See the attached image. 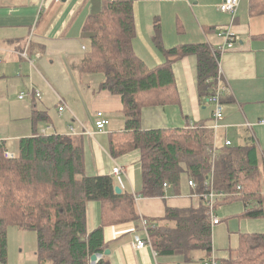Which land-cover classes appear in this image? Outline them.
<instances>
[{
	"label": "crops",
	"instance_id": "1",
	"mask_svg": "<svg viewBox=\"0 0 264 264\" xmlns=\"http://www.w3.org/2000/svg\"><path fill=\"white\" fill-rule=\"evenodd\" d=\"M105 1L0 0V141L7 151L17 154L22 137L35 133L69 134L68 126L73 125L79 131L77 120H81L90 134L77 132L72 137L82 150L83 173L110 175L121 192L132 195L141 219L103 226L101 202L87 201L86 228L90 232L103 226L106 249H109L104 255L106 263L173 264L179 257L158 254L152 244L137 248L134 236L145 237L142 219L174 226L175 222L165 217L168 208H198L203 198L196 187L189 186L185 172L177 184L166 182L168 186L163 188V194L144 196L138 150L111 152V148L116 150L131 140L129 131L125 130L121 97L100 89L104 80L102 73L79 71L89 41L84 25ZM130 1L135 24L133 51L149 70L167 62L162 47L205 43L216 54L215 84L226 88L221 95L222 117L216 120L217 128L211 129L215 122L214 107L207 100L209 95L199 96L196 56L184 55L171 61L173 83L143 94L152 101L140 108L142 129L174 130L202 122L212 131L216 148L225 146L226 140L230 145H244L251 140L262 167L264 0H239L234 16L219 9L222 0ZM228 32L231 46L226 47ZM155 36H159L161 48ZM35 91L40 98L34 97ZM21 93L23 96L19 97ZM59 97L67 106L61 112L58 111ZM35 110L43 112L49 121H34ZM97 111H102L108 120L102 131L94 126ZM55 115L63 117L61 129L54 124ZM48 122L51 125L48 126ZM115 167L120 168L118 173L113 172ZM233 201L235 204L230 203ZM224 203L232 205L227 230L237 234V243L229 247L227 255L220 260L228 257L230 249L238 247L241 234L264 233V215L243 216L244 203L238 199ZM146 232L149 236L148 227ZM196 251L193 252L195 264H202L201 259L207 252L197 257ZM211 252L216 254L214 248Z\"/></svg>",
	"mask_w": 264,
	"mask_h": 264
},
{
	"label": "trees",
	"instance_id": "2",
	"mask_svg": "<svg viewBox=\"0 0 264 264\" xmlns=\"http://www.w3.org/2000/svg\"><path fill=\"white\" fill-rule=\"evenodd\" d=\"M84 27L89 41L79 71L102 73L100 89L121 97L125 130L131 140L111 152L138 150L141 194L161 195L164 182L177 184L185 172L199 193L210 179L215 188L228 193L216 205L238 199L244 203L243 216L264 215V165L259 166L251 140L216 148L212 131L202 122L174 130H145L140 124V108L152 101L143 94L173 83L169 63L184 55L196 56L199 96H210L217 86L214 51L205 43L164 49L155 36L167 62L149 70L133 51L135 24L130 0H106ZM34 113V121L47 120L43 112ZM5 151L0 141V264H6L7 225L37 232L38 264H90L93 254H100L95 264H107L103 226L141 220L132 195L115 192L110 175L83 173L82 150L71 134L35 133L19 140L14 157H5ZM89 200L100 201L103 211V226L90 232L86 228ZM165 217L175 225H157L146 219L150 242L158 254L179 257L173 264H195L196 250L207 252L202 261L211 254L213 225L205 200L198 208H168ZM239 241L218 264H264V233L241 234Z\"/></svg>",
	"mask_w": 264,
	"mask_h": 264
},
{
	"label": "rangeland",
	"instance_id": "3",
	"mask_svg": "<svg viewBox=\"0 0 264 264\" xmlns=\"http://www.w3.org/2000/svg\"><path fill=\"white\" fill-rule=\"evenodd\" d=\"M55 125L57 129H61V120L63 117L54 116ZM54 118L53 122H54ZM49 121V120H46ZM81 121V120H79ZM43 122V120H41ZM48 126L51 122H48ZM46 125V123H41ZM60 132V130H58ZM9 143V142H8ZM10 145V144H9ZM13 147H16L14 142ZM11 149V145L8 146ZM234 202V203H233ZM230 202L235 204L236 201ZM229 203L217 204L214 208L216 215L222 219L219 224L214 225L212 229L213 248L216 250L214 256L217 260L225 257L229 247H234L237 241V234L232 232L231 229L227 230L230 222H227L231 217L232 205ZM223 218L225 220H223ZM6 239H7V255L6 264H38L36 250L38 245L37 232L33 229H21L14 225L6 226ZM212 248V249H213ZM195 256H205V251L197 250Z\"/></svg>",
	"mask_w": 264,
	"mask_h": 264
},
{
	"label": "built area",
	"instance_id": "4",
	"mask_svg": "<svg viewBox=\"0 0 264 264\" xmlns=\"http://www.w3.org/2000/svg\"><path fill=\"white\" fill-rule=\"evenodd\" d=\"M239 0H223L220 5L219 8L221 11L223 12H228V13H234L237 7ZM229 32L226 33L227 39H228V46H231V38L229 36ZM225 86L222 84H217V86L214 88L212 94L209 96V101L213 104V115H214V125L213 127L215 128L217 126L216 124V120L222 117V103H221V95L222 93L225 91ZM23 94H20L19 97H22ZM34 97L36 98H40V94L38 91L34 92ZM59 102H58V111L61 112L62 110H64L67 106L63 100V98L59 97ZM95 117L96 119L94 120V125L97 128V130H103V128L105 127V125L107 124V120L103 117V113L102 111H97L95 113ZM264 122V121H263ZM77 125L79 127V131L73 126V125H69L68 126V131L69 134L73 135L76 134L77 132H81L83 134H90V131L88 130V128L79 120H77ZM226 144H229V141H226ZM15 154L10 153L9 151H5L4 152V156L7 158H12L14 157ZM120 170L119 167H115L113 169L114 173H118V171ZM188 184L189 186H191L192 188L195 187V183L192 180H188ZM168 186V183L164 182L163 183V188H166ZM200 197L203 198V200H205L207 202V205L209 206V215L211 218V224L215 225L218 224L220 222L219 217L216 215V213L214 212V208L217 202H219L220 200H222L224 197H226L228 195V193L221 189V188H215L212 183H211V179L205 182V188L204 190L198 194ZM142 225L144 227V232H145V237L141 238L138 235L134 236V242H135V246L137 248H143L144 246H151V242L149 239V236L146 232L147 229V223L145 219H142ZM202 264H218V260L216 259V257L214 256L213 252H211V254L206 257L203 261Z\"/></svg>",
	"mask_w": 264,
	"mask_h": 264
},
{
	"label": "water",
	"instance_id": "5",
	"mask_svg": "<svg viewBox=\"0 0 264 264\" xmlns=\"http://www.w3.org/2000/svg\"><path fill=\"white\" fill-rule=\"evenodd\" d=\"M114 190H115V192H117V193H120L121 192V189L118 187V186H115L114 187ZM109 253V249H106L105 251H104V254H108ZM100 257V254H93L92 256H91V258H90V263L91 264H95L96 263V261H97V259Z\"/></svg>",
	"mask_w": 264,
	"mask_h": 264
},
{
	"label": "bare ground",
	"instance_id": "6",
	"mask_svg": "<svg viewBox=\"0 0 264 264\" xmlns=\"http://www.w3.org/2000/svg\"><path fill=\"white\" fill-rule=\"evenodd\" d=\"M223 1V0H222ZM221 1V2H222ZM238 3H239V1H238ZM220 5V4H219ZM238 5V4H237ZM237 8V7H236ZM220 9V8H219ZM236 11V10H235ZM223 12V11H222ZM226 13H228V12H226ZM235 13V12H234ZM234 13L232 14V13H230V14H232L233 16H234ZM227 41H228V39H227ZM229 42V41H228ZM227 47V46H226ZM21 94H23V93H21ZM208 101H209V98H208ZM210 102V101H209ZM211 103V102H210ZM212 104V103H211ZM103 113V112H102ZM223 113V112H222ZM103 117L105 118V116H104V113H103ZM106 119V118H105ZM107 120V119H106ZM215 120V119H214ZM107 123H108V120H107ZM216 124H217V122H216ZM107 125V124H106ZM105 125V126H106ZM95 126V125H94ZM96 128V127H95ZM105 128V127H104ZM103 128V129H104ZM217 128V126L214 128V127H211V129H216ZM97 129V128H96ZM102 131V130H101ZM226 141H228V140H226ZM226 141H225V145H230V141H229V144H226Z\"/></svg>",
	"mask_w": 264,
	"mask_h": 264
}]
</instances>
